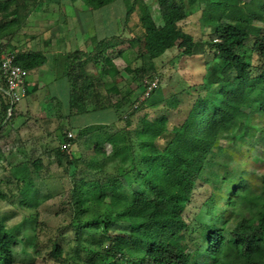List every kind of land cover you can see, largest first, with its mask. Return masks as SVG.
Segmentation results:
<instances>
[{
  "label": "trees",
  "instance_id": "obj_1",
  "mask_svg": "<svg viewBox=\"0 0 264 264\" xmlns=\"http://www.w3.org/2000/svg\"><path fill=\"white\" fill-rule=\"evenodd\" d=\"M156 1L162 24L155 22L147 3L133 0L126 14L138 12L137 30L130 29L131 37L123 34L102 40L91 54L82 58L68 54L65 59L77 61L60 63L70 77L73 111L112 110L115 117L125 113L122 118L130 126L135 115L148 107L157 115L138 117L135 137L126 128L107 129L108 123L101 122L85 125L70 139L76 147L78 140L93 137L84 145L99 160L89 174L70 175L71 226L79 255H63L56 238L49 253L65 264H238L240 259L246 264H264V190L256 191L252 174L242 170L245 163L240 168V159L222 144L232 136V146H243L241 141L252 139L264 122V0H256L255 5L251 4L254 0ZM26 9L22 0L0 2V38L14 33L20 24L19 11ZM196 11L211 26L210 39L188 35L179 49L186 56L212 54L203 82L205 95L188 87L169 97H154L153 89L144 99L140 95L132 99L129 89L122 92L116 81L119 71L108 56L107 74L87 69L90 61L128 41L137 58L150 59L146 65L125 67L137 77L139 94H143V78L153 81L155 77L148 74L155 70L153 60L172 46L180 22ZM14 60L26 70L44 63L34 53ZM9 106L8 98L5 115ZM172 111L181 119L178 124L168 122ZM67 133L59 138L60 143L67 140ZM54 153L67 173L80 160V153L67 155L59 145ZM32 168L20 162L10 167L5 181L17 191V202L28 208L37 207L49 196L37 197L35 180L23 184L30 176L40 177L37 164ZM102 178L111 187L109 193L102 190ZM198 182L209 185L208 195L194 204L195 215L186 217ZM6 197L0 188V198ZM244 202L255 207L254 214H235ZM229 223L230 229L226 227ZM113 224L118 226L117 233H113ZM201 229V236L192 234ZM13 243L14 237L0 221V264H16Z\"/></svg>",
  "mask_w": 264,
  "mask_h": 264
},
{
  "label": "rangeland",
  "instance_id": "obj_2",
  "mask_svg": "<svg viewBox=\"0 0 264 264\" xmlns=\"http://www.w3.org/2000/svg\"><path fill=\"white\" fill-rule=\"evenodd\" d=\"M122 1H125L129 5L132 0H116L118 9H122ZM144 1L153 6L152 16L155 22L158 25L162 24L158 7L159 5H157L156 0ZM251 4L255 5L256 0ZM128 5H126V9L128 8ZM137 20L138 12L133 10L127 17L125 29L118 30L117 34H124L126 37H131L132 33L130 29L137 30L135 27ZM254 23L258 24V21L255 20ZM179 25L181 28L180 33L173 41L172 46L164 54L153 60L155 70L148 73L155 76L154 81H156V86L153 88L154 97H169L188 87H193L194 89L199 90L202 95L206 94L203 82L207 75V66L212 61V54L207 52L204 55L186 56L181 53L179 45L188 35H191L194 39L208 41L210 39L211 26L207 25L202 20L200 11L188 14ZM107 56L119 71L116 81H118L122 92L129 89L131 91V96H133L132 99L138 95H140V98H143L145 96L144 93L139 94L141 91L140 82L137 77H134V73L127 71L125 67L129 64L132 68H135L142 63H145L146 65L147 63H150L149 57L145 56L143 58H137L135 49L129 46L128 41H124L120 46L113 50V52H110L108 55H99L96 59L89 62L87 65L88 68H92V72H99L102 75H105V73L107 74L109 69L105 61V57ZM231 74L233 75V72H231ZM148 78L150 77H145L142 80V83H144L145 86V81L149 82ZM55 90L57 89H50L51 92H54ZM150 93L148 95H150ZM58 96V98H55L63 102V104L65 102V104L58 108V113L57 111L54 113L61 115L66 114L68 117L61 115L55 116L53 114V125L55 126L59 124L62 132H56L57 136L48 137L47 141H39L35 143V146L38 149L42 147V152H39L38 150H30L28 151V154L31 156L9 155V157L8 154H6V148L1 152L3 158L1 159L2 161H0V188L7 193V197L6 199L0 198V221L14 237L12 250L16 264H65L64 262L60 263L58 259L49 253L53 242L52 240L55 238L61 246L63 255L74 256L75 258L79 255L73 228L71 226L73 213L69 202L70 189L72 187V178L70 175L79 178L84 174H89L88 171L90 170V167L94 166L95 161H98L99 157L95 155L93 150L86 148L89 145L88 141L93 138L88 136L78 140V145H76V147L72 144L70 153H67V155L71 156H77L78 153H80L79 162L73 164L69 168L68 173L57 164L54 149L58 145L60 146L58 139L68 130H72L75 139V135L80 129L79 127L72 126L73 117L72 115L70 116L69 113L71 114L74 111L72 109L68 110L66 107V103L68 102L67 94L63 93L62 95L58 93ZM20 103L23 104L24 99H22ZM89 108H91L90 105ZM244 109L246 110V108ZM107 111H92L83 114L80 117V120L86 125L105 122L108 123L107 129L110 128L112 130L126 128L131 136L135 137L138 117H141V115L145 113L150 118L157 115V111L154 108L148 107L135 115L137 118L132 120L130 126L126 124V118H122L125 113H123V115L121 112L116 113L115 117L114 114L111 113L112 110L110 112ZM167 119L170 125L178 124L181 121L180 117L176 115L174 111L169 112ZM255 130L256 132L251 136L253 137L252 139L241 141L243 146L241 144L232 146L230 140V137L232 136H227L228 138H226V141H222V144H224L226 149H231L230 152L234 154L237 161L240 159L238 161L240 168H242L240 166L242 165L241 162L245 163V166L242 168L243 172H245L246 175L252 174L251 181L255 184L254 188H256V191H262L264 190V122H261ZM84 143L87 146L84 145ZM31 146H34L32 141ZM107 149H109L108 146ZM20 162L25 163L30 168H32L33 164H37L38 169H36L40 174L39 178L30 176L23 184H28L35 180L37 197L49 194V196L35 208L21 206L17 202L18 193L12 186V183L11 185H8L5 182L11 174L10 167H13ZM87 163L89 166H87ZM100 185L104 192L109 193L111 191V187L105 178H102ZM10 188L13 189L12 194L9 193ZM208 191L209 185L207 183H197V187L194 191V203H192V205L184 212L186 217H193L195 215L196 209L193 207L194 204L201 202L206 195H208ZM34 198L33 195V199ZM13 201L16 202L12 204ZM254 212L255 207L251 205L250 202H244L243 208L237 209L235 214L245 215L247 213L254 214ZM191 226L194 227L193 225ZM117 227V224L112 225V229H114L113 233H117L115 232ZM226 227L230 229L232 228V224L229 223ZM192 234L201 236L203 230L201 229L199 234ZM238 264L246 263L244 260L240 259Z\"/></svg>",
  "mask_w": 264,
  "mask_h": 264
},
{
  "label": "crops",
  "instance_id": "obj_3",
  "mask_svg": "<svg viewBox=\"0 0 264 264\" xmlns=\"http://www.w3.org/2000/svg\"><path fill=\"white\" fill-rule=\"evenodd\" d=\"M22 1L27 9L18 13V28L10 37L0 38V61L8 53L15 57L34 53L44 59V63L27 70L24 103H20L21 99L9 106L7 115L4 104L9 96L0 72V150L3 152L6 148L8 157L31 156L28 154L30 150L42 152V147L38 149L35 143L47 141L48 137H56V132H62L59 124L53 125L52 117L61 115L57 114L58 108L65 102L63 104L55 97H59L58 93H66L68 110H71L73 101L70 98V77L60 69V63L77 61L65 57L71 54L74 58L78 55L82 58L84 54H91L100 41L115 38L118 30L125 29L128 12V4L122 1V9H118L116 0L103 5L99 0ZM149 7L152 14L153 6ZM87 69L92 71L88 66ZM51 88L57 90L51 92ZM83 114L86 113H69L73 117L72 126L82 128L86 125L80 120ZM61 116L68 117L66 114ZM67 132L73 133L72 130ZM2 158L3 154L0 161Z\"/></svg>",
  "mask_w": 264,
  "mask_h": 264
},
{
  "label": "built area",
  "instance_id": "obj_4",
  "mask_svg": "<svg viewBox=\"0 0 264 264\" xmlns=\"http://www.w3.org/2000/svg\"><path fill=\"white\" fill-rule=\"evenodd\" d=\"M15 55L8 53L2 56L0 61V72L2 79L6 85V90L9 96L10 104L13 105L19 102L26 95V78L28 71L15 62ZM146 90L144 95L147 97L151 90L156 86V81H145ZM143 98L140 99H144ZM67 140L60 143V149L66 153H70L74 138L73 133H67Z\"/></svg>",
  "mask_w": 264,
  "mask_h": 264
}]
</instances>
